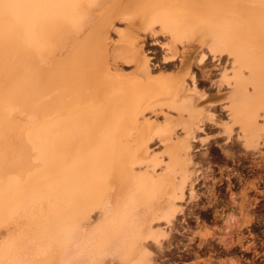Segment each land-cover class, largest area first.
<instances>
[{
    "label": "bare ground",
    "instance_id": "1",
    "mask_svg": "<svg viewBox=\"0 0 264 264\" xmlns=\"http://www.w3.org/2000/svg\"><path fill=\"white\" fill-rule=\"evenodd\" d=\"M219 48L232 57V79L212 83L231 86L223 97L193 70L210 79ZM16 106L38 122L14 120ZM261 119L264 0H0V227L26 220L0 264H153L148 245L172 246L186 189L199 196L198 144L217 140L198 133L221 127L256 153Z\"/></svg>",
    "mask_w": 264,
    "mask_h": 264
},
{
    "label": "rangeland",
    "instance_id": "2",
    "mask_svg": "<svg viewBox=\"0 0 264 264\" xmlns=\"http://www.w3.org/2000/svg\"><path fill=\"white\" fill-rule=\"evenodd\" d=\"M124 26V23H118L119 28ZM118 36L119 33L113 30L112 38L117 39ZM152 38L146 35L144 48L147 52L154 51L149 52V55L160 54V46L152 44ZM157 38L163 43L169 41V38L162 32L157 34ZM212 44L213 42H210L208 47ZM217 54V57L213 58L208 53L206 74L210 75V79H206L197 67L193 70L197 73V84L200 88L207 90L212 88V93L216 92L223 97L221 95L229 91L231 86L221 83L220 88H216L212 86V83L214 80L232 79L231 75L222 76L224 67H228L227 73L231 74L232 57L225 49L219 48ZM51 57H54L53 59L58 57V51ZM217 58L219 61L216 60ZM125 67L126 72H133V67L129 66L131 69ZM36 114V112L16 106L12 117L21 122H25L26 116L32 117L34 119L30 120L31 123L29 122V126H32L40 118ZM172 114L173 120L170 123L176 124L175 129L178 132L174 137L176 139L178 135L183 134V121L177 113ZM216 114L226 119L223 111L218 110ZM151 118L159 121L163 124L162 126L167 123L163 117L151 116ZM260 122L264 123V119ZM198 134L217 141L204 145L198 144L201 156L196 157L195 162L197 163L196 168L200 169L199 173L202 171L203 174L200 173L202 175L199 176L194 186L199 196L194 199L189 198L188 189H186L185 199L187 200L181 203L184 213L178 214L174 230L171 231V234L176 237L172 238L173 244L180 240V246L186 244L191 247L171 249L170 246L166 247L168 240L165 239L162 249L151 243L148 247L155 256L152 259L153 264H264V140L260 150L251 153L240 145L228 146L225 142L226 135L222 133L221 127L208 128L206 132ZM164 135L166 134L161 130L154 136L151 144L153 151L159 153L165 151L166 143L164 145V142H160L159 139ZM228 150L234 153L230 155ZM189 169L193 170L190 167ZM249 172L252 174L248 175ZM220 198L227 200L226 208L219 209ZM211 212L214 216H211ZM251 216L252 220L249 222L248 219ZM211 218L213 221H210ZM93 219L96 224L99 221L98 214ZM19 228H26V220L23 218H19L17 223H9L0 227V244L7 242L12 235L17 234ZM165 229L170 230L171 228Z\"/></svg>",
    "mask_w": 264,
    "mask_h": 264
},
{
    "label": "flooded vegetation",
    "instance_id": "3",
    "mask_svg": "<svg viewBox=\"0 0 264 264\" xmlns=\"http://www.w3.org/2000/svg\"><path fill=\"white\" fill-rule=\"evenodd\" d=\"M251 170V169H250ZM252 173L251 172H249L248 173V175H251ZM246 178H248V177H246ZM221 202H220V208L219 209H222V208H226L227 206H228V203H227V200L226 199H224V198H220L219 199ZM211 214V216H214V213H210ZM210 221H213V218H211L210 219ZM173 230V229H172ZM174 237V236H173ZM176 238V237H175ZM180 243H181V241L180 240H178L177 242H175V244H173L172 246H170V248L172 249V248H174V249H188L189 247H191V246H187L186 244L185 245H182V246H180ZM182 247V248H181ZM169 249V248H168ZM170 250V249H169ZM172 251V250H171ZM172 253H173V251H172Z\"/></svg>",
    "mask_w": 264,
    "mask_h": 264
}]
</instances>
